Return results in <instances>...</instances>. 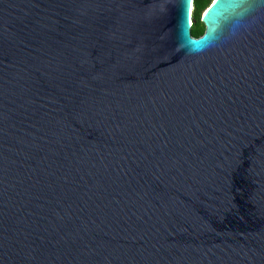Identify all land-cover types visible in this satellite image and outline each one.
<instances>
[{"label": "water", "instance_id": "1", "mask_svg": "<svg viewBox=\"0 0 264 264\" xmlns=\"http://www.w3.org/2000/svg\"><path fill=\"white\" fill-rule=\"evenodd\" d=\"M0 0V264H264V0Z\"/></svg>", "mask_w": 264, "mask_h": 264}, {"label": "trees", "instance_id": "2", "mask_svg": "<svg viewBox=\"0 0 264 264\" xmlns=\"http://www.w3.org/2000/svg\"><path fill=\"white\" fill-rule=\"evenodd\" d=\"M214 0H194L193 10V27L192 35L199 38L204 34L205 24L202 21V16L205 10L212 4Z\"/></svg>", "mask_w": 264, "mask_h": 264}]
</instances>
